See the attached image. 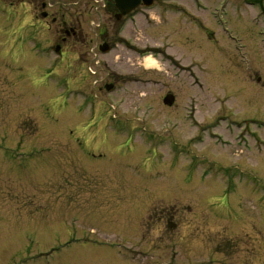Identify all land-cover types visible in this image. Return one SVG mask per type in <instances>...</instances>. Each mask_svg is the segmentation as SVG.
<instances>
[{
	"label": "rangeland",
	"instance_id": "rangeland-1",
	"mask_svg": "<svg viewBox=\"0 0 264 264\" xmlns=\"http://www.w3.org/2000/svg\"><path fill=\"white\" fill-rule=\"evenodd\" d=\"M78 1L0 5V264H264V7Z\"/></svg>",
	"mask_w": 264,
	"mask_h": 264
},
{
	"label": "flooded vegetation",
	"instance_id": "flooded-vegetation-1",
	"mask_svg": "<svg viewBox=\"0 0 264 264\" xmlns=\"http://www.w3.org/2000/svg\"><path fill=\"white\" fill-rule=\"evenodd\" d=\"M91 0H79L78 4H83L84 7H87L88 10V6L89 2ZM192 1L193 3H197V0H189ZM250 2V4L253 5H258L264 2V0H248ZM33 2H35L36 4H38L37 6L33 5ZM49 3V1H47ZM153 4H156L155 0H153ZM0 5L1 7L4 9L5 12L10 13L11 15H13L15 18L18 16V13L20 12V7L22 6H27L28 8H30L29 13L26 14V16L32 17V18H36L37 17V13L40 12V8H42L41 10H45L47 3L44 2V0H0ZM49 5V4H48ZM34 6V9L36 10L35 12H33L32 7ZM141 8V7H140ZM139 10V9H138ZM41 20H47L49 18V15L47 13H39ZM36 20L38 21V19L36 18ZM57 19L53 16V22L56 24ZM71 32V36H75L74 31H70ZM64 35L69 38V32L64 31ZM65 41V40H63ZM138 81V80H137ZM110 82V80L108 81V83ZM109 88L112 89V91L114 90V83L111 82L110 85H108ZM105 88H107V86H105ZM166 96H168V93L166 94ZM165 96V97H166ZM164 97V98H165ZM163 98V99H164ZM94 158V157H93ZM160 211V217L158 219H155V217L151 214L149 216L150 220H148L145 224H151V226H153L154 224H159L163 221V219L161 220V215H168V214H172V213H176L177 210L174 209V207L172 206H167V207H163L158 209V212ZM153 212V211H152ZM173 217V216H172ZM155 219V220H153ZM153 220V221H152ZM145 222V221H144ZM153 224V225H152ZM165 224V223H163Z\"/></svg>",
	"mask_w": 264,
	"mask_h": 264
},
{
	"label": "water",
	"instance_id": "water-1",
	"mask_svg": "<svg viewBox=\"0 0 264 264\" xmlns=\"http://www.w3.org/2000/svg\"><path fill=\"white\" fill-rule=\"evenodd\" d=\"M113 1L116 9L119 12V16L117 17V19H120L121 17L130 13L140 4V0H113ZM143 3L145 6L148 7L151 5L152 2L151 0H143ZM100 51L102 53H107L108 47L103 46L100 48ZM173 102H174V98L172 96H168L167 98L164 99L163 104L167 107H171L173 105Z\"/></svg>",
	"mask_w": 264,
	"mask_h": 264
}]
</instances>
